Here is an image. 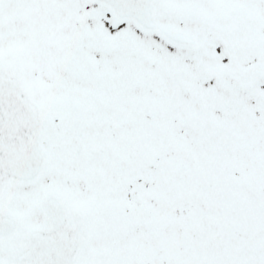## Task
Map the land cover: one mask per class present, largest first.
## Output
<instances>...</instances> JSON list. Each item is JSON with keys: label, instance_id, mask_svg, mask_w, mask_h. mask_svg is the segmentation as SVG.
Segmentation results:
<instances>
[{"label": "snow or ice", "instance_id": "6c2138e0", "mask_svg": "<svg viewBox=\"0 0 264 264\" xmlns=\"http://www.w3.org/2000/svg\"><path fill=\"white\" fill-rule=\"evenodd\" d=\"M0 264H264V0H0Z\"/></svg>", "mask_w": 264, "mask_h": 264}]
</instances>
